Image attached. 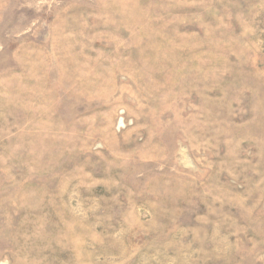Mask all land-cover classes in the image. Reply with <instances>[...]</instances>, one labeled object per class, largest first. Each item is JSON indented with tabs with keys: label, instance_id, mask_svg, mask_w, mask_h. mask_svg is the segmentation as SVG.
Here are the masks:
<instances>
[{
	"label": "rangeland",
	"instance_id": "rangeland-1",
	"mask_svg": "<svg viewBox=\"0 0 264 264\" xmlns=\"http://www.w3.org/2000/svg\"><path fill=\"white\" fill-rule=\"evenodd\" d=\"M0 264H264V0H0Z\"/></svg>",
	"mask_w": 264,
	"mask_h": 264
}]
</instances>
